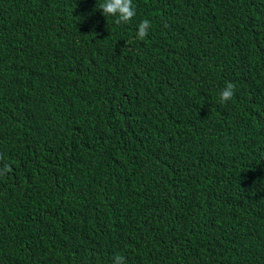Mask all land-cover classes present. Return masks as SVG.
<instances>
[{"label":"trees","instance_id":"16d2710c","mask_svg":"<svg viewBox=\"0 0 264 264\" xmlns=\"http://www.w3.org/2000/svg\"><path fill=\"white\" fill-rule=\"evenodd\" d=\"M101 2L0 0V264H264V0Z\"/></svg>","mask_w":264,"mask_h":264},{"label":"clouds","instance_id":"9594fccd","mask_svg":"<svg viewBox=\"0 0 264 264\" xmlns=\"http://www.w3.org/2000/svg\"><path fill=\"white\" fill-rule=\"evenodd\" d=\"M98 10H100L105 17H115L116 24L127 23L136 15L133 0H102L99 4ZM151 26L150 20H142L138 24L136 38L143 40L148 35ZM234 92L235 85L231 82H227L220 92V102L224 103L231 100ZM0 160H3L2 156H0ZM10 171V165L5 163L3 168L0 169V176H3ZM113 264H126L125 257L123 255H115L113 257Z\"/></svg>","mask_w":264,"mask_h":264}]
</instances>
